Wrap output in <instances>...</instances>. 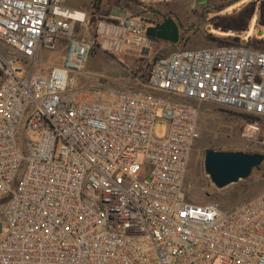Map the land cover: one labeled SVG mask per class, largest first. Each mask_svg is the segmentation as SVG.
<instances>
[{"label": "built area", "instance_id": "obj_1", "mask_svg": "<svg viewBox=\"0 0 264 264\" xmlns=\"http://www.w3.org/2000/svg\"><path fill=\"white\" fill-rule=\"evenodd\" d=\"M149 23L119 19L110 38L99 20L85 39L86 12L63 0H0V264H264V191L222 210L184 189L203 104L242 112L243 137L258 136L264 51L177 48L140 89L79 87L100 37L150 55ZM62 41V62L38 69Z\"/></svg>", "mask_w": 264, "mask_h": 264}, {"label": "rangeland", "instance_id": "obj_2", "mask_svg": "<svg viewBox=\"0 0 264 264\" xmlns=\"http://www.w3.org/2000/svg\"><path fill=\"white\" fill-rule=\"evenodd\" d=\"M134 1V0H133ZM136 1V0H135ZM139 12L134 16H145L146 12L156 15L162 8L163 17H176L181 30L182 42L178 46H170L166 41L157 40L158 46L150 53L152 62L160 56H166L177 48L196 50L201 48L225 45L250 44L254 48L257 41H264V0H140ZM152 2V3H149ZM153 2L159 5L153 4ZM66 6H82L80 0H63ZM113 0L103 12L106 29H111L112 19L108 18ZM137 9V8H136ZM96 22H90L89 30L77 28V33L85 39L96 36ZM103 36L97 39L96 47L91 53L84 70L78 74L80 88H99L110 84H120L129 77L130 71H136L137 58L131 54L133 50L124 48L123 54L100 49ZM110 37V36H109ZM108 37V38H109ZM111 38V37H110ZM65 41L52 52L41 53L37 68L48 69L62 62L65 54ZM0 49L4 46L0 44ZM131 51V53H129ZM249 118L242 112L223 108L212 103L201 106L197 140L190 156L184 189L188 201L195 204L214 203L222 210H231L264 191V163L252 171L249 178L218 190L212 184L204 170V157L207 150L220 152H243L246 154L264 155V119L260 121V132L256 139L248 141L243 137V128ZM167 131V123L159 121L156 125V137L163 138ZM23 154L25 151L23 150ZM2 198H0V203ZM0 223L2 219L0 218Z\"/></svg>", "mask_w": 264, "mask_h": 264}, {"label": "water", "instance_id": "obj_3", "mask_svg": "<svg viewBox=\"0 0 264 264\" xmlns=\"http://www.w3.org/2000/svg\"><path fill=\"white\" fill-rule=\"evenodd\" d=\"M146 34L171 44H177L180 40L178 24L172 19H167L157 27L147 28ZM144 54L148 55L149 52L145 51ZM263 163V154L207 150L204 157V170L214 187L222 190L249 178L252 171Z\"/></svg>", "mask_w": 264, "mask_h": 264}, {"label": "crops", "instance_id": "obj_4", "mask_svg": "<svg viewBox=\"0 0 264 264\" xmlns=\"http://www.w3.org/2000/svg\"><path fill=\"white\" fill-rule=\"evenodd\" d=\"M108 1L109 0H102L101 3V9L100 11H95L93 9V0H80V2H82L85 7V9H82V6H67L68 8L74 9V10H81L86 12L87 14V20L90 23L93 19L97 20V22L99 20H101V18L103 17V12L107 11L106 7H108ZM140 1V0H138ZM113 4L112 7L110 9V13L108 15V18L112 19L110 21H117L119 19H124L125 18H129V17H138V16H134L139 12V8L140 6H135L134 3H131L129 1L124 2V1H118V0H113ZM152 3V2H149ZM127 4L130 6L128 7ZM141 4L146 5V3H143L141 1ZM153 4L155 5H159L158 3L153 2ZM137 8V9H136ZM163 10L162 8H158L156 11V15H151L150 12H146L145 16H140L139 18H144L150 21L149 23V27H157L158 25L162 24V22H164L167 19H172L173 21H175L178 24L179 27V32H180V40H181V30H180V25L176 19V17H172V18H164L163 17ZM109 36L110 37H115V35H117V32H114L113 30L109 29ZM156 39V38H153ZM158 40V39H156ZM179 40V41H180ZM178 44V43H177ZM124 52H122L123 54ZM129 53H131V51H129ZM131 54H133L136 58H137V77L135 76V74L132 73V71H130V75L128 78H126L125 80H123L122 82H120V84H110L107 86H116V87H129V88H137L140 89V85L139 83L141 82H145L142 78V76H148V71H146V67L148 66L147 63L150 61V55H138L135 54L134 52H132ZM78 83V80H77ZM104 86V87H107ZM95 88V87H93ZM101 88V87H99Z\"/></svg>", "mask_w": 264, "mask_h": 264}, {"label": "trees", "instance_id": "obj_5", "mask_svg": "<svg viewBox=\"0 0 264 264\" xmlns=\"http://www.w3.org/2000/svg\"><path fill=\"white\" fill-rule=\"evenodd\" d=\"M116 1V0H115ZM118 1H120V0H118ZM121 1H124V2H127V1H129V2H131V3H134L135 4V6H140L141 5V3L138 1V0H121ZM101 3H102V0H93V9L95 10V11H100V9H101ZM127 6L129 7L130 6V4L128 5L127 4ZM165 18V17H164ZM166 18H172L171 17V15L170 16H166ZM98 20V19H97ZM97 20H95V19H93L92 20V22H96ZM111 23H116V21H111ZM181 39H182V37H181ZM182 42V40H180L179 42H178V46L180 45V43ZM257 43V45L258 46H263L262 48H264V41H257L256 42ZM248 46H250V47H252L250 44H248ZM252 48H254V47H252ZM254 49H258V48H254ZM259 50H263L264 51V49H259ZM93 52V51H92ZM150 68H151V65H150ZM149 71H150V69H149ZM149 71H148V74H149ZM132 73L133 74H135V76L137 77V68H136V71L134 70V71H132ZM143 78V80L146 82L147 81V79H148V76L146 75V76H142ZM102 88V87H101ZM257 168H259V167H257ZM256 169V168H255ZM209 203H211V202H209ZM209 203H205V204H209ZM246 203V202H245ZM245 203H243V204H245ZM214 204V203H213ZM243 204H241V205H243ZM241 205H239V206H236L235 208H237V207H240ZM235 208H233V209H235ZM232 210V209H231Z\"/></svg>", "mask_w": 264, "mask_h": 264}, {"label": "flooded vegetation", "instance_id": "obj_6", "mask_svg": "<svg viewBox=\"0 0 264 264\" xmlns=\"http://www.w3.org/2000/svg\"><path fill=\"white\" fill-rule=\"evenodd\" d=\"M166 21V20H165ZM163 23V22H162ZM167 44H169L170 46H176L177 44H171L169 42H167Z\"/></svg>", "mask_w": 264, "mask_h": 264}]
</instances>
